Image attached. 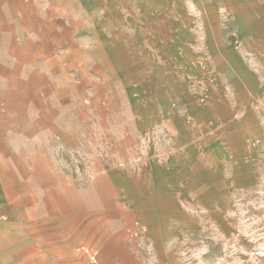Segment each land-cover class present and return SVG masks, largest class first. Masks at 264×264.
I'll return each instance as SVG.
<instances>
[{
	"label": "rangeland",
	"instance_id": "obj_1",
	"mask_svg": "<svg viewBox=\"0 0 264 264\" xmlns=\"http://www.w3.org/2000/svg\"><path fill=\"white\" fill-rule=\"evenodd\" d=\"M262 251L264 0H0V264Z\"/></svg>",
	"mask_w": 264,
	"mask_h": 264
},
{
	"label": "crops",
	"instance_id": "obj_2",
	"mask_svg": "<svg viewBox=\"0 0 264 264\" xmlns=\"http://www.w3.org/2000/svg\"><path fill=\"white\" fill-rule=\"evenodd\" d=\"M251 261L255 264H263L262 262L264 261V254L263 251L260 252V254H252L251 257H248L247 259H243V263H249L251 264Z\"/></svg>",
	"mask_w": 264,
	"mask_h": 264
}]
</instances>
